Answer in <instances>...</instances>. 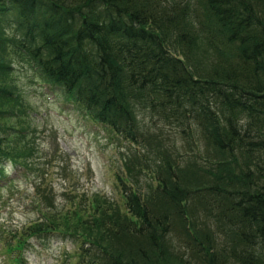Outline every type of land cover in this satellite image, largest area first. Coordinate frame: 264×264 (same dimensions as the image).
<instances>
[{
	"label": "trees",
	"instance_id": "1",
	"mask_svg": "<svg viewBox=\"0 0 264 264\" xmlns=\"http://www.w3.org/2000/svg\"><path fill=\"white\" fill-rule=\"evenodd\" d=\"M16 59L127 142L124 174L148 165L149 152L162 161L152 160L156 182L144 198L117 175L127 213L95 208L87 240L42 219L13 232L15 262L30 238L62 231L79 242L76 264H163L176 225L196 264H264V0H0L1 79ZM20 99L0 83V183L7 162L36 159L10 137L19 133L9 120L26 109ZM109 232L130 240L128 254L103 248Z\"/></svg>",
	"mask_w": 264,
	"mask_h": 264
},
{
	"label": "rangeland",
	"instance_id": "2",
	"mask_svg": "<svg viewBox=\"0 0 264 264\" xmlns=\"http://www.w3.org/2000/svg\"><path fill=\"white\" fill-rule=\"evenodd\" d=\"M34 75V70L27 62L16 59L10 75L0 78V83L15 90L23 107L26 106L23 112H18L17 118L9 120V125L19 133L10 136L13 138L12 144L23 151L26 147L31 150L34 147L33 155L36 157L31 169L27 163H21L18 167H13L9 162L6 164L7 178L10 179L0 183V264H20L14 261L20 253L9 250L11 234H18L24 226L41 219V222L52 221L55 227L79 234L87 240V225L95 222L98 212L107 208L106 212L110 214L112 211L109 208L116 207L121 214L127 213L117 175H122V180L131 184L135 181L133 188H139L144 198L148 184L150 187L156 182L150 168L152 160L155 161L154 165L162 161L161 155L155 156L149 152L148 165L141 162L142 169L124 174L122 156L125 150L131 149L127 142L91 121L63 95L57 93L54 96L52 89ZM23 136V141L17 143ZM176 140L181 152L186 151L185 145L178 138ZM145 149L149 150V147L138 146L137 150ZM61 152L64 156L60 155ZM19 160L24 161L23 157ZM191 173L190 168H185L182 174L189 181ZM35 185L40 187L36 188ZM39 191L42 193L40 213L37 209ZM47 195L51 197L48 202L43 199ZM90 197L93 204L84 206ZM95 208L98 210L96 215L93 214ZM130 219L134 220L132 217ZM100 223L105 226L104 221ZM208 223L217 239L225 240L220 224L216 220ZM102 225L99 233L106 235ZM59 232L40 239L30 238L26 249L21 251V264H76L81 256L79 242L67 233ZM109 234L110 238L102 243L103 248L128 254L129 248H132L130 240L124 241ZM168 235L170 253H163V264H184L186 260L196 264L195 258L185 250L176 225ZM134 261L135 264L147 263L142 259Z\"/></svg>",
	"mask_w": 264,
	"mask_h": 264
},
{
	"label": "bare ground",
	"instance_id": "3",
	"mask_svg": "<svg viewBox=\"0 0 264 264\" xmlns=\"http://www.w3.org/2000/svg\"><path fill=\"white\" fill-rule=\"evenodd\" d=\"M144 52V51H143ZM132 57V56H131ZM140 57V56H139ZM143 60V59H142ZM78 62V61H77ZM135 62V61H134ZM75 63V62H74ZM83 66V65H82ZM121 88V87H120ZM118 89V88H117ZM120 92V91H119ZM123 102V101H122ZM117 103V102H116ZM212 196V195H211ZM259 196V195H258ZM262 196H264V195H262ZM254 197V196H253ZM215 199H216V197H214ZM218 198V197H217ZM255 198V197H254ZM264 198V197H263ZM217 200V199H216ZM252 205H254V204H252ZM216 206V205H215ZM237 248V247H236ZM238 249V248H237ZM245 253V252H244ZM226 254V253H225ZM231 254V253H230ZM194 263V262H193Z\"/></svg>",
	"mask_w": 264,
	"mask_h": 264
}]
</instances>
